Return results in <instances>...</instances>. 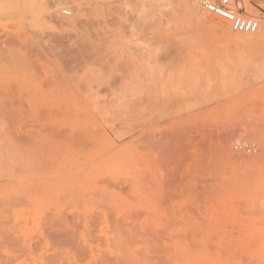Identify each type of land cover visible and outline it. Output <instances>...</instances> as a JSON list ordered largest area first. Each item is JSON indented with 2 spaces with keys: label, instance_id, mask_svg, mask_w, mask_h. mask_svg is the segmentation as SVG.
Wrapping results in <instances>:
<instances>
[{
  "label": "rangeland",
  "instance_id": "1",
  "mask_svg": "<svg viewBox=\"0 0 264 264\" xmlns=\"http://www.w3.org/2000/svg\"><path fill=\"white\" fill-rule=\"evenodd\" d=\"M200 2L0 0V264H264V37Z\"/></svg>",
  "mask_w": 264,
  "mask_h": 264
},
{
  "label": "bare ground",
  "instance_id": "2",
  "mask_svg": "<svg viewBox=\"0 0 264 264\" xmlns=\"http://www.w3.org/2000/svg\"><path fill=\"white\" fill-rule=\"evenodd\" d=\"M200 1L201 0H192L193 13H194V15L198 16V19H199V17H201V14L199 12V10H200L199 9V7H200L199 3H201ZM202 2H203V0H202ZM205 14H207V13L205 12ZM215 19L213 17L210 19L205 18V19H202V22L207 24V25H210L211 27H209V26L208 27L213 29L214 31H224L225 32L224 27H222V25H220L217 22V20H215ZM263 37H264V25L261 26V23H260V28L257 32L240 34L238 39L243 40V41H247V42H256V41L261 40V38H263ZM118 59H119V61L115 62L116 63L115 70L117 71V74L119 73V75H115L114 77H112V79L110 80V87L113 89H116V90L128 89L129 87L132 86V83L136 79L137 70H135V68H133V65L128 60L120 59V58H118ZM106 88H108V87H106ZM108 89H110V88H108ZM228 141H230V140L228 139ZM226 148L230 151L232 150L231 141L228 145H226Z\"/></svg>",
  "mask_w": 264,
  "mask_h": 264
},
{
  "label": "built area",
  "instance_id": "3",
  "mask_svg": "<svg viewBox=\"0 0 264 264\" xmlns=\"http://www.w3.org/2000/svg\"><path fill=\"white\" fill-rule=\"evenodd\" d=\"M205 9L223 17L230 22L234 31L241 33H255L260 28V19L255 16L246 15L241 7H236L231 0H203ZM248 152L255 153L258 148L248 147Z\"/></svg>",
  "mask_w": 264,
  "mask_h": 264
}]
</instances>
